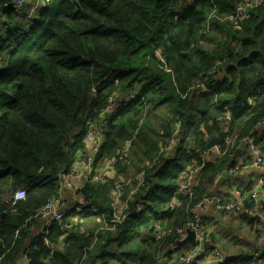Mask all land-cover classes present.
<instances>
[{
    "label": "trees",
    "instance_id": "1",
    "mask_svg": "<svg viewBox=\"0 0 264 264\" xmlns=\"http://www.w3.org/2000/svg\"><path fill=\"white\" fill-rule=\"evenodd\" d=\"M36 1L0 0V264H161L177 239L157 234L182 226L225 175L232 151L201 161L209 138L262 127L264 0L242 17L245 0H40L30 15ZM101 119L95 166L127 143L118 172L141 165L120 196L133 217L112 223L114 182L91 183L76 196L95 212L73 209L34 238ZM190 167L200 169L189 196L179 183Z\"/></svg>",
    "mask_w": 264,
    "mask_h": 264
},
{
    "label": "built area",
    "instance_id": "2",
    "mask_svg": "<svg viewBox=\"0 0 264 264\" xmlns=\"http://www.w3.org/2000/svg\"><path fill=\"white\" fill-rule=\"evenodd\" d=\"M263 2V0H251L247 3H244L240 7H238L236 15L237 17H242L247 10L260 5ZM21 2L13 3V5L9 6L15 10H18L20 7ZM239 11V12H238ZM122 100H119L118 102L114 103L112 106L117 105L118 103H121ZM105 125V121L101 119V121L95 122V123H88V130L86 132L85 138H84V144L85 148L87 149L86 152L85 148L78 152L79 153V162L82 168L88 172H92V170L95 168V161L96 157L99 153L100 149V138L99 133L100 130L103 129V126ZM260 126L264 127V117L262 118L260 122ZM224 139L223 142L219 145H216L212 147L211 149H205L201 154V161L202 163H205V161H208L209 159L213 157H224L226 153L238 146H243L247 149L250 158L252 159L251 166L256 168L259 171V176L256 180V184L254 186L253 191L250 194V200L254 202L256 205L255 211H247L245 208V198L243 195L237 191L235 192V201L233 202H226L223 199L210 195L209 193L204 195L199 202L189 211L187 218L185 219V222L182 226L176 228L174 231L168 230L165 233L157 234V240H160L164 236H175L176 239H184L186 237V230H191L195 235V240L191 243H189L187 246H191V248H185V246L179 253V264H222L224 262V254L221 251L220 248L214 247L212 245V239L211 237L205 233L204 231V220L203 215L207 208H214L215 210L226 213V214H235L239 217H242L244 214L248 213L250 217L252 218H261L264 215V155L260 152V149L255 143V132L251 131L247 135L241 137V138H233L228 134V129L226 128V132H224ZM172 147V146H169ZM128 143L126 147L123 150H120L116 153L114 157H111L108 160L103 161L102 163H105L104 165L109 167L112 170H115L119 163L123 161V159L126 157ZM167 150V149H166ZM246 166H242L241 169H245ZM200 168H188L185 170V175L181 177L180 184V191L187 193L189 196L191 195V184L195 177H197V174L199 172ZM240 169L238 167L234 168H228L225 169L223 173L225 175H231L236 172H238ZM76 171L71 169L68 174L60 176V188L58 191V195L56 198H54L51 202L47 203L46 206L40 211L45 214L50 215V221L51 225L53 222H60L62 219L64 213L60 212L58 210L59 207V195L61 192V184H65L67 186H71L70 183H68V180L75 177ZM220 176V175H219ZM91 177L95 179L96 181L107 184L108 179H103L99 176H95L94 171L91 173ZM67 183V184H66ZM115 193L113 191V198L115 200H119L120 202V196L122 194V186L118 184L114 188ZM25 197V192L22 190H18L13 195V203H16L17 201L23 199ZM78 204L80 207L77 209V211H81L82 209H89L91 210L92 207L87 203V200L84 199V197H79ZM113 207V221L114 222H121L122 220L133 217V214L127 213V203L121 204L120 208L117 209L115 207V204L112 203ZM95 212V209H92ZM124 210V211H121ZM142 210V206L140 204L136 205L135 213H139ZM120 218V219H119ZM50 224L46 227V231L48 230V227ZM156 261L159 263H162L165 260V257L162 258L161 256H157ZM224 264V263H223ZM257 264V263H254Z\"/></svg>",
    "mask_w": 264,
    "mask_h": 264
},
{
    "label": "crops",
    "instance_id": "3",
    "mask_svg": "<svg viewBox=\"0 0 264 264\" xmlns=\"http://www.w3.org/2000/svg\"><path fill=\"white\" fill-rule=\"evenodd\" d=\"M263 131H264V127L259 128L257 135V137L261 140V142L264 140ZM259 148H260V152L264 155V150H261V146ZM229 152H231L230 159L229 162L224 166L223 170H225L230 165V163L231 165H236L235 167H238L240 170L234 174L224 175L222 177H219V175H217L214 185L208 189V192L210 195L219 197L226 202H233L235 201V192L239 191L245 198L246 210L255 211L256 205L254 204L253 201L250 200V194L253 191L254 186L256 184V180L259 176V171L251 166L252 159L250 158V155L245 147L238 146L234 149L229 150L227 154ZM74 161L75 162L72 164L71 169L76 171L75 177L68 180V183H70L71 186L69 187L65 184H61V192L58 197V199L60 200V206L58 207V210L63 213L70 212L73 209L77 210L80 207L79 204L75 206L76 202L74 203L73 200L76 201V198L79 199V197L76 196L77 192H80L81 189L85 188L87 184L93 183V179L91 177V173L93 171L95 173V176H99V177H101L100 175L103 174L102 176L108 178V175L110 173L113 172L115 174V170H112L109 167L105 166L104 165L105 163L103 164L101 163L99 167L95 166V168L90 173L82 168L79 159H75ZM242 166H246V168L242 170L241 169ZM106 170H108L109 173H107ZM97 173H100V175H97ZM86 209H82V210H86ZM203 220H204V231L211 237L212 245L220 248L224 254L223 263L230 262L229 264H233V262L235 261L244 259V260H249L250 264H254V263L264 264V215L259 219L250 217L248 213L244 214L242 217H239L231 213L229 214L221 213L215 210L214 208H207L204 212ZM49 224L51 225L50 215L45 214L43 212H40L38 215H36L35 224L31 227L33 237L39 238L40 235H42L43 231L44 230L46 231V227ZM235 224H238L240 226L238 227L239 230L242 229L248 232L247 239L249 241H252L251 243H253L252 248L249 250L250 254L229 253L228 251L225 250V248L220 247L219 243H216V239L214 240V237L211 234L210 229L219 226L224 228L225 231L231 232V228ZM206 227L209 230H207ZM251 236L253 237V239H251ZM228 247H229L228 250H235L230 242L228 244ZM185 248L186 249L191 248V246L189 245ZM180 254L181 253L172 252V254L167 256L161 264H179L178 261ZM14 264H28V262L26 260V257L22 256L19 257ZM210 264H215V263H210Z\"/></svg>",
    "mask_w": 264,
    "mask_h": 264
},
{
    "label": "rangeland",
    "instance_id": "4",
    "mask_svg": "<svg viewBox=\"0 0 264 264\" xmlns=\"http://www.w3.org/2000/svg\"><path fill=\"white\" fill-rule=\"evenodd\" d=\"M39 1L40 0H37L35 6L30 10V13H29L30 15L33 13V11L36 9V7H38L40 5ZM249 1H251V0H245L242 4L239 5V7L241 5H243L244 3H247ZM193 135H194V130H192L191 133H188L186 136L187 145L189 147L188 149L193 147V144L191 141ZM86 151H87V149L85 148L84 152H86ZM129 155H130V153L128 152V156L126 155V157L123 159V161H121L119 163V165H121V166L129 165ZM75 157H76L75 159H79L80 158L79 153H77L75 155ZM130 163H131V157H130ZM99 166H100V164L96 167H99ZM140 166L141 165L139 164L138 161L133 160L132 166L129 167V171L127 173L118 172V168H119V166H118L115 169V174L113 172L110 173L108 175V178L102 176L103 174L100 175V173H97V175H100L102 178L108 179V181L114 182L111 185V190L113 189V191L115 193L116 190H114V188L116 186H118V184H120L121 186L123 185V190H125L126 187L136 188L135 185H133L134 180L132 181V178L135 176L136 181H141V179H142L141 175H140V173H138V169L140 168ZM106 171H107V173H109L108 170H106ZM93 184H100V182L93 179ZM113 191L110 193L109 197H110L111 201L113 202V204H115V207H117V209H119L120 208V202H119V200L116 201L115 198H113ZM73 202L74 203L76 202V204H75V206H76L78 204V198H76V201L73 200ZM59 206H60V200H59ZM91 211H93V210L91 209ZM238 227H240L238 224H235L234 226H232L231 232L225 231L224 228H222L221 226L216 227V228H212L210 230H211L212 236L214 237V240L216 239V243H219L220 247L225 248V250L228 251L229 253H231V254H237V253L250 254L249 250L252 248L253 243H251L252 241H249L247 239L248 232L246 230H242V229L239 230ZM206 229H207V227H206ZM207 230H209V229H207ZM251 239H253L252 236H251ZM229 242L231 243V245L233 246V248L235 250H228L229 249V247H228Z\"/></svg>",
    "mask_w": 264,
    "mask_h": 264
},
{
    "label": "water",
    "instance_id": "5",
    "mask_svg": "<svg viewBox=\"0 0 264 264\" xmlns=\"http://www.w3.org/2000/svg\"><path fill=\"white\" fill-rule=\"evenodd\" d=\"M74 3L76 4L75 1ZM11 5H13V3H10L8 6H11ZM223 139H224L223 134H220L218 137L210 139L207 143L206 148L211 149L212 147L221 144L223 142ZM194 240H195L194 233L191 230L187 229L186 237L184 239L176 240L173 247L171 248V252L179 253L185 246H187L189 243L193 242Z\"/></svg>",
    "mask_w": 264,
    "mask_h": 264
}]
</instances>
